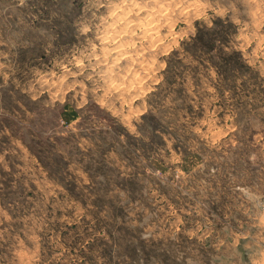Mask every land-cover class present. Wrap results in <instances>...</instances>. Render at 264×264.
Listing matches in <instances>:
<instances>
[{"label":"rangeland","instance_id":"374dc122","mask_svg":"<svg viewBox=\"0 0 264 264\" xmlns=\"http://www.w3.org/2000/svg\"><path fill=\"white\" fill-rule=\"evenodd\" d=\"M0 264H264V0H0Z\"/></svg>","mask_w":264,"mask_h":264},{"label":"bare ground","instance_id":"6f19581e","mask_svg":"<svg viewBox=\"0 0 264 264\" xmlns=\"http://www.w3.org/2000/svg\"><path fill=\"white\" fill-rule=\"evenodd\" d=\"M137 3V2H136ZM184 3V2H183ZM159 6V5H158ZM114 7V6H113ZM112 7V8H113ZM152 7V6H151ZM119 8V7H118ZM121 8V7H120ZM149 8V7H148ZM154 8H156V7H154ZM162 8H163V6H162ZM114 9V8H113ZM137 9V8H136ZM152 9V8H151ZM127 10V9H126ZM129 10V9H128ZM182 10V9H181ZM114 11V10H113ZM138 11V10H137ZM136 11V12H137ZM161 12V11H160ZM170 12V11H169ZM168 12V13H169ZM129 13H133V10H132V12H129ZM135 13V12H134ZM179 13V12H178ZM151 14V12H145V16H148V15H150ZM112 15V20H111V22H113V23H118L120 20H122L123 21V23L121 22V23H119V25H116V28L115 29H113L112 28V30H111V32H112V35H115V36H119L120 35V33L121 32H130V31H132V30H134V29H136V28H141L142 29V33L143 34H149L151 37H153L151 34H152V32L153 31H155L154 29L155 28H157L158 27V24L157 23H155V20H158L159 18H149V19H147L146 21H144V22H142V20H141V22H133L134 20H132V19H130L129 20V16H130V14H128V11L126 12L125 10H121V9H118L117 11H114V13H112L111 14ZM141 16H143V15H141ZM152 16V15H151ZM131 18V17H130ZM166 19H168V18H166ZM140 20V19H139ZM137 21V20H136ZM160 21H161V19H160ZM112 23V24H113ZM174 24V23H173ZM171 26V25H170ZM107 29H109L110 30V28H107ZM140 29V30H141ZM106 33V32H105ZM156 33V32H155ZM154 33V34H155ZM108 34V33H107ZM142 34V35H143ZM104 35H106V34H104ZM148 35V36H149ZM148 36H147V38H148ZM160 36V35H159ZM158 37V36H157ZM105 38V37H104ZM128 38V37H127ZM150 38V37H149ZM108 39V38H107ZM113 39H114V37H113ZM113 39H112V41H113ZM106 40V39H105ZM132 40H133V38H132ZM150 40V39H149ZM120 42V41H119ZM125 42H126V40H125ZM133 42V41H132ZM156 42V41H155ZM158 42V41H157ZM169 42V41H168ZM163 44H164V42H163ZM114 45V44H113ZM127 45H128V42H127ZM142 45H144V44H142ZM141 45V46H142ZM118 47H120V46H118V45H114L113 47H111L112 49H110V50H113V49H115V50H117V54H123V52L120 50L119 51V49H118ZM122 47V46H121ZM148 47V46H147ZM147 47H145L146 49H147ZM117 48V49H116ZM142 49V48H141ZM104 51V50H103ZM143 51V50H142ZM119 52V53H118ZM137 52V51H136ZM107 54V53H106ZM127 54V53H126ZM129 54V53H128ZM116 56V55H115ZM115 56H113V57H115ZM118 56V55H117ZM123 56V55H122ZM112 60V59H111ZM113 60H114V58H113ZM134 60V59H133ZM130 61V60H129ZM139 62H141V60L139 61ZM147 64H149V63H147ZM146 65V64H145ZM144 65V66H145ZM105 67H106V65H105ZM142 68V67H141ZM146 69H147V67H146ZM152 70V69H151ZM146 77V76H145ZM113 81V80H112ZM111 82V81H110ZM114 82V81H113ZM112 82V83H113ZM111 84V83H110ZM109 85V84H108ZM116 88V87H115ZM114 88V89H115Z\"/></svg>","mask_w":264,"mask_h":264}]
</instances>
